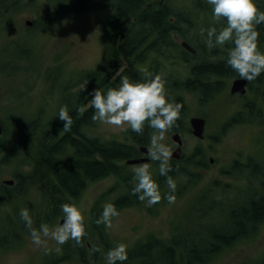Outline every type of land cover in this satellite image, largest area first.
I'll return each mask as SVG.
<instances>
[{
  "label": "rangeland",
  "instance_id": "1",
  "mask_svg": "<svg viewBox=\"0 0 264 264\" xmlns=\"http://www.w3.org/2000/svg\"><path fill=\"white\" fill-rule=\"evenodd\" d=\"M22 2L24 5L13 14L7 15L6 21L0 18V64L4 60H12L10 63H3L6 64L4 68L1 66L3 71L0 69V120L7 136H18L19 131L24 132L20 127L34 123L32 128L35 134L37 131L36 137L43 139L48 136L45 126L47 121L59 122L58 109L61 106H67L69 112L74 110L75 117H79L80 108L90 90L88 85L95 79V76L92 78L90 75L109 56L111 34L106 29L105 21L114 16L116 0H83V5L76 0ZM200 2L211 6L207 0H149L144 8L161 7L165 4L172 12L192 20L193 12H199L193 9V4ZM200 17L203 20L205 17L213 20L212 15L205 12L198 13L195 19ZM132 21L126 23L127 27L132 26ZM28 23L32 24L29 26ZM212 24L218 26L219 30L226 22L222 20L217 23L213 20ZM184 27L185 25L182 26ZM200 30L198 20L195 27L190 29L188 37L193 38V34L197 36ZM203 37L196 38L197 43L202 42L204 46L203 49H198V57L183 56L181 49L177 47H160L157 49L158 53L155 50H145L144 47L138 54V59L143 62L136 65L141 75L145 68L153 75L161 74L166 80L165 88L171 89L166 92L167 95L170 94L168 99L175 102L179 97L183 104L179 128L183 140V158L187 161L177 164L176 168L186 173L172 177L177 185L175 193H171L168 188L166 177L159 174V162L151 159L148 164L151 165L152 178L159 185L162 196L161 201L151 207L136 200L137 198H130L129 191L119 176L111 175L89 183L79 198L69 199L67 202L74 204L84 215L87 230L83 241L92 245L80 257L76 252L77 246L70 240L65 248L52 240L47 241L46 248L32 243L29 229L19 216L20 210L28 209L36 229L43 224L55 228L62 216L48 211L43 190L38 187L30 188L12 201L0 205V237L3 239V246H0V264H107L106 253L119 243L127 245L128 253L132 246L139 245L137 240L141 236L152 238L154 234V237H163V241L151 239L148 244L164 249L171 246L172 242L169 240H173L172 236L177 239L176 242L184 240L190 247L192 244H200V239L213 243L212 238L206 237L208 232L213 230L224 233L232 212L237 213V209L242 208L249 200L255 201L263 195L264 84L256 81L252 83L248 97L243 99L249 106L247 109L242 107L241 113L237 112L240 106L236 103L235 107L231 106L234 102L228 94L233 78L225 79V91L215 95L212 93L205 99H201L198 93L190 92L189 90L194 89L185 85L188 80H193L192 66L202 59H209V55L218 56L213 60L224 59L230 49L227 45L209 49L206 46V34ZM120 39H124L123 34ZM258 48L264 53V45ZM21 50L25 53H21ZM9 72L12 74L7 75ZM120 72L121 69L112 73L107 84H113L117 76L120 79ZM262 75L264 73L260 76ZM98 82L100 83V79ZM83 85H86V90L82 88ZM238 102L241 104V101ZM86 105L88 108V103ZM228 114L233 116L232 123L223 124ZM192 116L206 118L203 139H198L191 133L188 120ZM250 118L261 123L250 122ZM237 119L239 122H236ZM90 125L88 128L84 127L83 131L78 130L85 141L92 138L116 139L133 145L136 150L139 145L149 146L153 132L146 124L143 138L145 144H138L129 135L131 129L124 132L99 121L90 122ZM171 134L172 129L166 133L163 142L173 151L176 144L171 140ZM72 137L78 139L76 136ZM7 142L5 136L0 141V152L4 153L0 154V186L4 180L15 178L13 173L16 167L3 162L10 147ZM200 153L204 154L207 164L206 168H200L201 171L197 169L201 167L197 163ZM251 157V165L239 168L238 164V167H234L236 162H245ZM211 158L213 165L210 163ZM190 160L197 163L196 167L190 165ZM255 162L260 166L257 178L252 173ZM215 165L216 167L209 168ZM133 166H127V170L122 172L131 187L134 186ZM19 170L21 167L17 169ZM169 194L175 196L172 204L166 199ZM106 203L114 204L119 216L113 218L111 228H105L104 225H99V228L95 223L96 215L93 216L94 213L91 212L92 207L97 206L98 211L95 212L100 216ZM37 222H40L39 226ZM260 222L261 224L253 226L246 233L238 235L230 244L220 245L211 257H208L209 254L204 256L201 262L198 261L199 264H262L264 217ZM131 225L140 227V232L131 233ZM200 246L204 248L206 243ZM93 247H98L101 251L93 252ZM178 250H175L174 264L181 262ZM157 262L162 263L159 256Z\"/></svg>",
  "mask_w": 264,
  "mask_h": 264
},
{
  "label": "trees",
  "instance_id": "2",
  "mask_svg": "<svg viewBox=\"0 0 264 264\" xmlns=\"http://www.w3.org/2000/svg\"><path fill=\"white\" fill-rule=\"evenodd\" d=\"M22 1L23 0H0V18H3L2 21L7 20V15L13 14L19 10L22 5H24ZM76 2L82 5L84 4L83 0H76ZM148 2L149 0H116L114 16L110 20L105 21L106 29L111 34L109 46L111 47V51L113 50L111 61L109 64L99 67L93 75H90L92 78L95 76V79L91 80V83L88 85V90H90L85 99L86 101H90L91 96L89 93H91L94 88L100 90L102 93H106L109 88H118L121 78L124 76H127L132 82H142L144 76L140 74L136 65L143 62V60L138 59V54L144 47L145 50H155V52L158 53L157 49L160 47L180 48L177 39H183L197 50L200 49V47L203 49L204 46L202 42L198 44L196 38L203 39L204 37L201 36L200 33H197V36L193 34V38L190 37L192 39L191 42L188 33L190 29L195 27V23L196 21L198 22V20L201 27L208 28L209 26H213V20L210 18L206 19L205 17L203 20L200 17V19H195L200 12L212 15L211 6H207L201 2L193 4V9L199 12H193L195 17L192 16L193 19L188 20L184 15L172 12L165 4L161 7L144 8ZM254 3L261 11H264V0H254ZM131 20H133L132 26L127 27L126 23ZM183 25H185L184 28H182ZM215 27L218 29V26ZM257 30L259 32L258 47H261L264 45V24L258 25ZM122 34L124 35V39L118 41ZM195 36L196 38H194ZM226 45L229 48L232 47L230 43ZM5 51L8 50L6 49ZM182 52L184 51L182 50ZM14 53L16 52L14 51ZM21 53L25 52L21 50ZM184 53H182L183 56H189L184 55ZM198 55H200L199 50L197 57ZM215 57L218 58V56L213 57L209 55V59H202L198 64L193 65L191 69L193 80H188L186 82V87L194 89L193 91H189L198 93L201 99H205L212 93L214 95L218 92L222 93L226 90V84L224 83L225 79L239 77L238 73L227 65V57L213 60ZM11 61L12 60H4L1 62L0 69L1 66L2 68L6 66V64L3 65V63H10ZM122 61H124V63ZM123 66L127 68L122 69ZM120 69H122L120 72V79H117L116 82L110 85L104 82L106 79L105 72L112 71L115 73ZM10 74L12 73L9 72L7 75ZM98 79H100V83H97ZM254 81L259 84L263 82L264 84V75L259 76L253 81H248V86H250L249 90ZM170 91L171 89L166 87V92ZM169 95H167L168 98ZM175 102L182 104L179 97L176 98ZM183 110L182 107L180 118L183 115ZM73 111L74 110H71L69 112L72 119L70 131L65 132L63 130V122L60 120L59 122L47 121L45 126H47L48 129L46 131L48 136H44L43 139L36 137L37 131L35 134L34 128H32L34 123H30L29 125L26 124L25 127H20V130L24 132L19 131L20 134H18V136H7L4 128L0 141L5 136V140H8L7 143H9L10 147L4 155L3 162H6L8 165L13 164L16 167L13 173L16 184L12 187L0 186V205L4 204V202L12 201L13 198L24 194L25 191H28L30 188L38 187L45 192V200L49 208L48 211L58 216L62 214L61 205L63 203H67L69 199L79 198L89 183L111 175L120 177L121 182L126 185L129 191L128 195L130 198H137L136 195L132 194L133 187L128 184L127 177L122 173L127 170L124 160L136 156L137 150L135 147L116 139L92 138L85 141L78 130H80L81 127L83 128L85 124L90 125V122H93L92 116L94 114V109L90 107L81 117H75ZM178 124L179 120L176 122L174 128H176ZM144 132L145 131H143L142 135H138L130 131L129 135L135 143L145 144L143 141L145 136ZM72 136H76L78 139ZM81 141H83V143H81ZM198 156L199 162L197 163L200 164V166H204L206 164L204 154L200 153ZM184 161L186 162L187 160L182 158L180 162L171 161L172 171L168 175L176 177L179 174L186 173L184 170L176 168L177 164L183 163ZM189 162L191 166L196 167L197 163L195 161L190 160ZM19 167H21V170L17 171ZM262 187V197L257 201L249 200L244 207L237 209V213H231L229 222L226 226L227 229L224 233L211 230L206 234V237L212 238L213 243L200 239V244H192V247H190L184 240L178 243L172 241L171 246L167 249L158 245L146 244L139 248L141 250H136L135 253L139 254L135 258H131L130 260L127 258L125 261L126 264H143V260L148 263L150 261L154 262L156 259L158 260V256L164 264H174L176 249H179L180 259L186 264H193L196 260L201 261L207 254H215L220 245L230 244L238 235L246 233L248 229L255 226L256 223L264 217V181ZM123 200H126V198ZM136 200L139 199L137 198ZM39 220L40 217L38 218V221ZM39 224L40 222H37V226H39ZM3 230H6V228ZM202 243H206L204 248L200 246ZM173 244L175 245V249ZM73 245L77 246L78 253L85 248L84 244L83 246H78L73 243ZM0 246H3V239L1 237ZM125 262H123V264H125ZM262 264H264V262Z\"/></svg>",
  "mask_w": 264,
  "mask_h": 264
},
{
  "label": "clouds",
  "instance_id": "3",
  "mask_svg": "<svg viewBox=\"0 0 264 264\" xmlns=\"http://www.w3.org/2000/svg\"><path fill=\"white\" fill-rule=\"evenodd\" d=\"M212 6V17L217 23L226 21L219 30L215 26L201 27L200 35L206 34V46L209 49L231 44L226 63L246 81H253L264 73V53L258 48L259 32L257 26L264 24V11H261L254 0H207ZM144 79L142 82H132L127 76L121 78L118 88H109L106 93L93 89L89 95V107L94 109L93 121L112 126L121 131H131L142 135L145 125L153 129L148 146V157L159 162V174L166 177V183L171 193H175L177 185L168 175L172 171L170 164L173 151L163 141L165 135L176 126L180 119L183 105L171 102L166 94V80L161 74L153 75L142 69ZM82 88L86 90V85ZM58 118L63 122V130L70 131L72 119L67 106H61ZM0 154H4L0 152ZM151 165L143 163L133 166L132 194L151 207L158 204L161 199L159 185L152 178ZM169 204L175 202V196H166ZM62 224L50 228L43 224L39 229L33 227V220L28 209L19 212L21 220L29 229L32 243L37 247H47V241H55L57 245H64L69 240L76 245L83 246L82 241L86 235L81 210L74 204L63 203ZM119 212L112 203L103 205V211L95 223L105 228L113 226V218ZM93 252L101 249L93 247ZM128 258L127 245L119 243L106 253L107 264H123Z\"/></svg>",
  "mask_w": 264,
  "mask_h": 264
},
{
  "label": "flooded vegetation",
  "instance_id": "4",
  "mask_svg": "<svg viewBox=\"0 0 264 264\" xmlns=\"http://www.w3.org/2000/svg\"><path fill=\"white\" fill-rule=\"evenodd\" d=\"M181 47V46H180ZM114 49V48H113ZM181 49H183L182 47H181ZM114 51H116V50H114ZM183 51L185 52V53H187V54H185L184 52H182V50H181V52L182 53H184V55H191V56H197V53L196 54H191V53H189L188 51H186L185 49H183ZM112 52H113V50L111 51V47H109V56H108V59L107 60H105V63L103 64V65H101L100 67H102V66H104V65H107V64H109V62L111 61V56H112ZM183 55V54H182ZM123 63H124V61H122ZM128 66V65H127ZM122 68H127L126 66H123ZM119 71V70H118ZM118 71H116V72H118ZM121 71H122V69H121ZM115 72V73H116ZM113 72L112 71H109V72H105V77H106V79L104 80V82L107 84V81H108V79H109V77H110V75L112 74ZM117 79H118V76L114 79V81H113V83L114 82H116L117 81ZM249 87L250 86H248V81H247V92L245 93V94H239V93H229V95H230V97L232 98V101L234 102L231 106L232 107H235V103H236V105L239 107V108H237V112H239V113H241L242 111H243V109H242V107L244 108V109H247V107L249 106V104L246 102V101H243V99H245V98H247L248 97V95H249ZM238 101H241V104L238 102ZM89 101H86L85 99H84V101H83V104H82V106H81V108H80V115H79V117H81L90 107L88 106V108L86 107L87 105H86V103H88ZM192 117H194V116H192ZM192 117H190L189 118V126H190V120H191V118ZM203 117V116H202ZM204 119H205V127H206V124H207V121H206V118L205 117H203ZM232 118H233V116L232 115H227L226 116V121L223 123V124H230V123H232ZM252 118H250V119H248V121H250V122H256L257 124H260L261 122L260 121H258V120H251ZM180 120L181 119H179V124H178V126L176 127V128H173L172 129V133H180V131H181V129L179 128V126H180ZM247 120H245V122H246ZM236 122H239V120L237 119V121ZM242 122V121H241ZM188 123V122H187ZM222 124V123H221ZM221 124L218 126V128L221 126ZM222 124V125H223ZM89 126H91V125H84L83 126V128L84 127H89ZM82 127H81V129L80 130H82L83 129ZM190 129H191V126H190ZM83 131V130H82ZM82 137V136H81ZM81 140V139H80ZM83 140V139H82ZM81 143H83V141H81ZM143 155L144 154H142V151H141V149H140V146L138 147V150H137V153H136V158H138V157H143ZM253 160V158L251 157L250 159H246V161L245 162H242V161H240L239 163L238 162H236L235 163V165H234V167H238V164H239V168H240V166L243 168V167H246L247 165H251V161ZM255 161V160H254ZM210 163H211V165H213L214 164V161H213V159L211 158L210 159ZM257 162H255L254 163V165H253V169H252V173H254V175H255V177L257 178L258 176H259V167L257 166V164H256ZM259 165V164H258ZM261 166H263V164L261 163ZM207 167V164L206 165H204V166H201V167H198L197 169L198 170H200V168H206ZM213 167H216V165L215 166H209V168H213ZM257 167V168H256ZM201 171V170H200ZM228 173H230V172H226V174H228ZM199 175H201V173H199ZM202 176H203V174H202ZM262 197V196H261ZM259 199V198H258ZM258 199H256L255 201H257ZM250 201H252V200H250ZM134 207H137V206H134ZM244 207V206H243ZM141 208V207H140ZM143 208V207H142ZM144 209V208H143ZM145 210V209H144ZM95 211H98V209H97V206H95V207H92V213H94L93 214V216L94 215H96L95 216V219H97L98 218V216H99V214H97ZM259 224H261V222L260 221H258L257 223H256V225H259ZM99 228H100V226H98ZM103 227V226H102ZM98 228V229H99ZM85 230H87V227H86V224H85ZM130 232L131 233H133V234H138L139 232H140V227H138V226H136V225H131L130 226ZM160 233H161V231H160ZM95 234L97 235V231L95 230ZM172 234V233H171ZM175 234H176V232H175ZM154 235H156V234H154ZM154 235H153V237H154ZM172 236V235H171ZM151 238V237H147V235H144V236H141L140 237V239L139 240H137V242L139 243V245L136 247V244L134 245V246H132L131 248H130V251L127 253V256H128V260H130L131 258L133 259V258H135L139 253H135L136 252V250L137 249H139L142 245H146V244H148V243H150V241H151V239H153L154 241H163L162 239H163V237H161V236H155L154 238ZM84 238H85V236H84ZM83 238V239H84ZM172 239L173 240H169V241H175L176 242V240L177 239H175L173 236H172ZM209 239H210V237H209ZM71 241V240H70ZM84 241H85V239H84ZM84 241H82L83 242V244L85 245V248L82 250V251H80L79 252V254H80V257L81 256H83L84 255V250H90L92 247V245L87 241V242H84ZM71 243L73 244H75V242H72L71 241ZM70 243V244H71ZM86 243V244H85ZM177 243H178V241H177ZM66 244L67 243H65L64 245H63V248L66 246ZM76 252H78V251H76ZM212 256V253L211 254H209V256L208 257H211ZM69 260V259H68ZM158 260L156 259V261H154V262H152V261H150L149 263L146 261V262H144V260L142 261V263L143 264H159V262H157ZM180 261L181 262H177V264H182V259H180ZM201 262V261H200ZM160 264H164L163 262L162 263H160ZM193 264H199V262L196 260V262L195 263H193Z\"/></svg>",
  "mask_w": 264,
  "mask_h": 264
},
{
  "label": "water",
  "instance_id": "5",
  "mask_svg": "<svg viewBox=\"0 0 264 264\" xmlns=\"http://www.w3.org/2000/svg\"><path fill=\"white\" fill-rule=\"evenodd\" d=\"M181 45L191 53L195 54L196 50L190 46L186 41H183ZM246 86H247V81L243 80L241 78L236 79L232 82L231 85V93H240L244 94L246 92ZM191 126H192V134L198 138L203 137V132H204V125L205 121L203 118H198L194 117L190 121ZM3 133V126L0 123V137ZM172 139L177 142V148L175 151H173L172 158L179 159L181 157L182 151H181V145H182V140L180 138V135L178 133H175L172 135ZM141 151L148 154V147H141ZM148 161V158H141V159H130L127 160V164H136V163H142ZM3 184L5 185H12L13 181L12 180H4ZM63 222V219L61 220V223Z\"/></svg>",
  "mask_w": 264,
  "mask_h": 264
},
{
  "label": "bare ground",
  "instance_id": "6",
  "mask_svg": "<svg viewBox=\"0 0 264 264\" xmlns=\"http://www.w3.org/2000/svg\"><path fill=\"white\" fill-rule=\"evenodd\" d=\"M196 60V59H195ZM42 149V148H41ZM36 155V154H35ZM257 168V167H256Z\"/></svg>",
  "mask_w": 264,
  "mask_h": 264
}]
</instances>
